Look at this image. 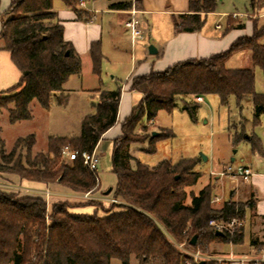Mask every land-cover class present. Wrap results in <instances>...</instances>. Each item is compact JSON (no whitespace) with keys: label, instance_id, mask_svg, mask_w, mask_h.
Returning a JSON list of instances; mask_svg holds the SVG:
<instances>
[{"label":"trees","instance_id":"obj_1","mask_svg":"<svg viewBox=\"0 0 264 264\" xmlns=\"http://www.w3.org/2000/svg\"><path fill=\"white\" fill-rule=\"evenodd\" d=\"M55 1L14 0L6 12L8 19L2 20L0 46L10 52L22 74L17 86L0 93V113L9 112L11 125L33 118L34 101L45 110L51 108L53 98L65 103L68 99L62 97L65 85L71 77L82 73L80 56L64 39V27L54 10ZM60 1L73 9L79 20L88 21V14L79 10V6L82 1L96 0ZM109 1L110 8L118 11H128L134 3ZM135 3L137 9L141 8L140 0ZM255 3L256 0H251L252 8ZM217 6V0H191L190 13L174 19L176 32H200ZM245 27L229 22L230 30ZM262 38L264 31L256 26L253 36L238 39L222 54L188 60L162 73L152 72L132 80L131 89L141 93L143 100L122 123V137L113 141L112 152V172L117 185L110 194L124 203L121 206L110 204L103 210L105 204L101 202L68 199H59L51 205V200L47 202L41 197H19L17 193L0 191V264H111L114 259L122 264H131L132 259L139 264H187L189 257L179 249L180 244L201 252L213 244L241 245L243 229L218 235L210 223L243 220L247 208H254L253 200L247 204L230 200L222 208L214 209L210 205L213 189L206 187L192 196L191 204L187 205L186 189L201 178V174L193 172L195 160L177 164L166 160L150 168L134 157L131 149L135 144L149 142L146 152L152 154L156 142L172 137L154 136L153 132L139 140L136 130L144 118L153 123L161 111L173 114L179 101L196 121L198 107L187 102L191 97L216 95L222 106H227L233 96L238 105L251 100L254 118L259 121L264 115V95L256 91L254 70L229 69L228 63L237 54L251 52L253 66L264 71ZM91 53L94 72L100 75V47L94 46ZM121 98V87L102 91L95 113L82 123L81 135L51 137L47 154L33 157L35 135L18 139L10 156H2L0 174L16 175L21 180L46 186L59 184L75 194H97L98 178L81 158L63 162L62 150L69 147L80 153L94 152L105 133L117 124ZM11 103L13 108L9 107ZM144 131L148 132L147 127ZM0 145L3 147L1 138ZM18 150L26 151V157L22 153L17 156ZM88 207L95 209L92 215L73 212ZM195 236L197 244L192 246Z\"/></svg>","mask_w":264,"mask_h":264},{"label":"rangeland","instance_id":"obj_2","mask_svg":"<svg viewBox=\"0 0 264 264\" xmlns=\"http://www.w3.org/2000/svg\"><path fill=\"white\" fill-rule=\"evenodd\" d=\"M13 1L0 0V33L2 31V20L8 19L6 12ZM217 1L216 16L210 18V23L226 25L229 20L233 24L246 25L245 29L239 30L241 38L253 36L256 26L258 30L264 31V0H256L253 8L251 0ZM55 2H60V0ZM235 14L242 17L238 19L232 18ZM127 33L125 41L126 54L122 59L130 61L132 59V48L130 33L128 31ZM162 33H159L160 36L158 38L160 40L163 37ZM144 38V40L137 43L134 52V62L138 68L146 66L150 69L154 65L156 71L158 61L161 58L151 56L149 49L150 47L158 49L162 47V43L157 38H150L148 34H144ZM260 43L264 45V38H262ZM228 68L253 69L256 76V91L264 95V71L253 66L251 52L235 55L229 61ZM93 76L90 75L85 81L77 79V77L73 79L70 86L76 90L65 91L62 94V97H68L63 104L58 103L57 99L53 98L49 110L43 109L34 101L32 104V116L34 119L32 120L22 121L13 126L9 123V112L4 110L0 113V138L3 141V147L0 145V161H2L3 155L6 157L10 156L14 149V144L20 138L30 135L36 136L37 143L32 152L33 157H35L38 154L48 153V142L51 137H79L85 117L95 113L96 107L101 100L102 91L93 90L96 87L94 85L97 84ZM88 80L91 81L88 83ZM83 86L92 89L91 92H83L81 90ZM196 98L191 97L187 101L190 106L198 107L196 121H193L190 115L184 111L183 103L180 101L177 103L173 114L161 111L156 121L153 122L154 125L144 118L141 127L136 130L139 140L145 139L153 132L163 134V136L171 134L172 137L156 142L155 153L146 152L150 148L149 142L133 145L131 153L141 163L150 168H155L166 160L174 164L183 160H195L196 167L193 172L201 174V178L195 186L186 189L188 193L187 205L191 204L192 196H197L206 187L213 189L210 205L214 209L222 208L225 202L230 200L240 204H247L246 198L244 199V197L231 191L238 188V182L241 185V191L245 193L250 189L251 183H255L256 179L260 178L264 172V115L259 121L255 120L254 107L251 100H245L242 105H238L236 98L233 96L229 99L227 106H222L219 96L216 95L205 97V102L202 104L198 103ZM9 107L13 108L14 104L11 103ZM145 127H147L148 132L144 131ZM254 145L258 148H255ZM112 152L113 141L104 140L98 150L100 160L98 176L103 190V192H97L99 197L104 195L112 198V194H107V190L115 189L117 185V178L112 172ZM20 153H22L23 158L27 155L26 151L18 150L17 156ZM204 157L208 159L207 162L203 160ZM61 160L71 163L64 157ZM230 166L251 168L254 172L251 182L247 184L242 180L235 181L229 177H221L220 174ZM2 187L0 186V191L3 190L1 189ZM261 193V199L264 201V184ZM17 194L19 197H39L35 194ZM216 195L220 196L219 201L215 200ZM255 197L253 201H255ZM58 200V198L51 200V205ZM118 201L117 206L124 204L122 201ZM263 201L259 207L260 211L263 210ZM103 204L105 206L103 210L111 206L110 203ZM93 213L94 211L85 214L92 215ZM99 214L103 215L102 210ZM254 215L249 209L246 210L244 219L239 220L238 226L234 229V232L239 229L244 231V242L241 245L222 247V244H213L206 252L190 249L186 245L184 248L191 253L200 252L203 257L233 253L235 257L246 258L247 264H258L257 260L264 257V219L254 217ZM253 244L254 246H252ZM181 245L183 244L178 245L179 249ZM111 264L122 263L120 260L114 259ZM131 264H139V262L136 259H132Z\"/></svg>","mask_w":264,"mask_h":264},{"label":"crops","instance_id":"obj_3","mask_svg":"<svg viewBox=\"0 0 264 264\" xmlns=\"http://www.w3.org/2000/svg\"><path fill=\"white\" fill-rule=\"evenodd\" d=\"M132 1L135 2L136 0ZM140 1L141 8H138V18L140 20L143 36L144 34H148L150 38H157V40H160L158 38L160 36L159 33L163 32V37L160 40L162 47L156 48L157 54L151 55L149 51L151 56L161 58V60L158 61L156 71L154 65L150 67V69L146 66L143 68H138L136 66L134 62V52L138 42L133 43L131 37L132 59L130 61L122 59L126 54L125 41L126 34H128L125 24L131 17L130 11L132 8L128 11H118L110 8L111 2L109 0L84 1V5L82 6V4H80L79 6V10L86 12L89 16L88 21H84L79 20L76 12L67 7L62 1L55 2L54 4V10L64 27V39L66 42L72 44L82 61V73L78 76L71 77L69 82L65 85V91L76 90L70 86L73 79L76 77L77 79H83L85 81L90 75H94L93 77L97 81V84L94 85L96 86L93 89L94 91H114L119 87L122 88V98L118 115L119 121H117V124L112 129L105 133L102 142L104 140L114 141L122 137V123L143 100V95L141 93L131 89V83L135 77L149 75L152 72L162 73L178 63L188 60L207 59L222 54L228 51L230 47L241 38L239 30L229 29V20L226 25L220 23L215 25L214 22L210 23V18L215 17L216 13L207 16L206 24L200 32L177 33L174 19L180 15L190 13L191 0ZM94 46L100 47L102 55L100 75L94 72V62L91 53ZM21 78L22 74L13 63L10 52L4 50L2 46H0V93L6 92L17 86ZM90 81L91 80H88V83ZM81 90L89 93L92 89L83 86ZM203 98L205 102V97ZM102 142L96 149L97 154ZM238 184L237 182L238 188L231 192L244 197V199L246 198V203L250 200H254L256 195L255 201H253L255 204L254 208H247V210L249 209L252 211L255 214L254 217L264 219V206L263 210H259L263 201V199H261V191L264 184V172L260 178L258 177V179H256L255 183H251L250 189L245 193L241 191V185ZM0 186H3L1 189L7 191L10 187H20L33 191L49 190L55 194L50 200L58 198L68 199L69 201H79L72 198L73 193L69 189L59 184L46 186L21 180L18 176L11 174H0ZM99 191L103 192L100 178ZM215 197L219 198L220 196L216 195ZM94 210V208L88 207L84 209H74L73 212L89 214ZM233 246V244H222V247ZM252 246H254V244ZM231 255L235 256L231 253L229 255L221 254L207 256V258H228Z\"/></svg>","mask_w":264,"mask_h":264},{"label":"built area","instance_id":"obj_4","mask_svg":"<svg viewBox=\"0 0 264 264\" xmlns=\"http://www.w3.org/2000/svg\"><path fill=\"white\" fill-rule=\"evenodd\" d=\"M82 6L84 5V1L81 2ZM131 17L126 22L125 27L126 30L130 33V37L133 43H136L138 41H141L144 39L143 32L140 27V20L138 18V9L136 7V3H133L132 9L130 11ZM234 19H238L239 17H242L238 14H235L232 16ZM198 103H203L204 98L202 96L196 98ZM153 125V123H151ZM62 157L67 158L69 162H73L77 160L78 158H81L83 161V164L89 169L91 173H93L98 178V167H99V156L96 152V150L92 153L89 152H82L79 151H72L69 147H65L62 150ZM221 177H229L232 180L239 181L242 180L243 182L249 183L251 179L254 176V172L249 167L244 166H238L233 167L230 166L227 169H225L221 174ZM99 181V178H98ZM7 191V190H6ZM8 191H12V193H22V194H35L36 196L42 197L47 202H49L50 198L55 196L54 193H52L49 190L46 191H33L28 190L20 187H10ZM72 198L80 200V201H96V202H102V203H110V204H118L119 201L115 198H108L107 196L102 195L101 197L97 196L96 193L89 192L84 194H72ZM216 201H219L220 199L218 197H215ZM239 220L234 219L228 223L224 222H217L212 221L210 225L217 231L221 232H234V229L238 226ZM185 244L180 246L181 251L189 257V260L187 261V264H199L201 262H215L216 264H247L246 258H239L235 257L233 255L229 256L228 258H218V259H212L203 257L200 252L197 253H191L187 249L184 248ZM258 264L264 263V257L257 260Z\"/></svg>","mask_w":264,"mask_h":264},{"label":"water","instance_id":"obj_5","mask_svg":"<svg viewBox=\"0 0 264 264\" xmlns=\"http://www.w3.org/2000/svg\"><path fill=\"white\" fill-rule=\"evenodd\" d=\"M149 51H150V54H151V55H155V54H157V49L154 48V47H150ZM156 135H158V133H154V136H156ZM203 160H204L205 162H207L208 159H207L206 157H204ZM111 191H112V190H109V191L107 192V194H110ZM218 235H222V233H221V232H218ZM197 240H198V237L195 236V237L193 238L192 242H191V245H192V246H196V244H197ZM201 264H204V262H202Z\"/></svg>","mask_w":264,"mask_h":264}]
</instances>
